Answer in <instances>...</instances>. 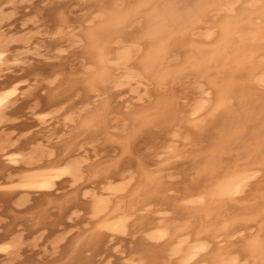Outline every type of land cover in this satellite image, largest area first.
I'll list each match as a JSON object with an SVG mask.
<instances>
[{
  "label": "bare ground",
  "instance_id": "1",
  "mask_svg": "<svg viewBox=\"0 0 264 264\" xmlns=\"http://www.w3.org/2000/svg\"><path fill=\"white\" fill-rule=\"evenodd\" d=\"M51 1L0 0V264H264V0Z\"/></svg>",
  "mask_w": 264,
  "mask_h": 264
},
{
  "label": "rangeland",
  "instance_id": "2",
  "mask_svg": "<svg viewBox=\"0 0 264 264\" xmlns=\"http://www.w3.org/2000/svg\"><path fill=\"white\" fill-rule=\"evenodd\" d=\"M49 1H51V0H48V2H47V0H22V1H19V0H17V2L15 3V5L17 6V13H16V16L17 17H20V21H21V18H24V17H26V16H28V15H30V14H37V12L36 11H38V14L37 15H39V14H41V13H43L42 11L44 10V9H42V8H47L49 5H47V3H49V4H52V2L53 1H51V3L49 2ZM72 1L73 0H69L68 2H69V4L71 3V6H69V12L71 13V15L72 16H77V15H81L82 14V11H81V9L80 8H78L77 7V4L75 3V1H73V4H72ZM47 2V3H46ZM45 4V6L44 7H42L43 5ZM6 5V7L7 8H10L11 6L8 4V3H6L5 4ZM47 5V6H46ZM41 7V8H40ZM70 7H72V8H70ZM75 7V8H74ZM77 7V8H76ZM34 9H35V11H34ZM38 9V10H37ZM42 9V10H41ZM77 11V12H75V10ZM77 9H80L79 11L77 10ZM71 10H72V12H71ZM40 11V12H39ZM81 11V12H80ZM23 12H26L27 14L26 15H24L23 14ZM36 12V13H35ZM80 12V13H79ZM78 13V14H77ZM39 16H41V15H39ZM19 20V19H18ZM16 21L15 22V24H17V22H20V21ZM40 22H42V20H40ZM15 24H13L14 26H15ZM18 25V24H17ZM40 26H41V28L42 29H45V28H43L44 27V25H42V24H40ZM16 29V28H15ZM63 42V43H62ZM61 43H59V44H65V42L64 41H62ZM49 45H48V44ZM51 44V41H49V38L48 37H46V41H45V45H46V47L43 49V52H45V54H47V55H51V54H53L52 52L53 51H51V49H53V48H50V47H54L52 44ZM48 45V46H47ZM47 61H52V59L51 58H49ZM35 62V61H34ZM53 62V61H52ZM35 63H38L37 61L35 62ZM50 122H48V127L49 128H51L52 126H55L56 127V129H57V127L60 125V123H58L57 125H56V122H55V119H53V120H49ZM34 129V128H33ZM20 171L19 170H15L14 171V173H19ZM17 178H19V177H17ZM14 179H16V178H14ZM59 186V187H58ZM57 186V188H58V191L60 190H62V189H64V187H62V186H60V185H58ZM60 188H62V189H60ZM3 208V207H2ZM3 215V214H2ZM3 216H6L5 214L3 215ZM8 217V215L6 216V221L8 222V219H9V217ZM6 221H5V223H6ZM2 223H4V222H1V224H0V227H1V229H0V231H2L3 230V226H2ZM122 239H115V240H112L113 242H112V245H113V243H114V246H113V249H112V252L111 253H109V254H107V257L106 256H104L103 257V259H105L103 262H101V264H118V261L119 260H123V258L122 259H119L118 260V255H122V256H124L125 255V252H124V250H125V248L126 247H124V246H126V241L124 242V240L123 241H121ZM119 241V242H118ZM121 242V243H120ZM42 243V242H41ZM221 243H223V244H225L226 243V240L224 241H221ZM45 244H49V242L47 243V241L45 242ZM121 246V247H120ZM123 246V247H122ZM118 249V250H115V249ZM122 248H124V249H122ZM120 250H122V253H119V251ZM114 251V252H113ZM25 254H23L22 253V258L23 259H25V261L22 259V261H23V263L22 264H24V262H26L28 259L27 258H29L30 260H35V261H33V262H35V264L37 263V262H39V261H42L44 258L43 257H45V256H47V254H49L48 252H47V250L44 252V250H38V251H34L33 253H32V255L31 256H29V253L31 254V251H26V252H24ZM28 253V254H27ZM36 253H37V255H36ZM117 253V254H116ZM27 255L28 257L27 258H25V256ZM112 255V256H111ZM110 256V257H109ZM117 256V257H116ZM32 257H34V258H32ZM46 258V257H45ZM0 259L2 260V257H0ZM20 259V260H21ZM27 259V260H26ZM108 259H109V261H108ZM108 261V262H107ZM112 262V263H111ZM122 262H124V260L122 261ZM122 262H120L119 261V263H122ZM17 263H18V261H17ZM21 264V263H20ZM34 264V263H33Z\"/></svg>",
  "mask_w": 264,
  "mask_h": 264
},
{
  "label": "snow or ice",
  "instance_id": "3",
  "mask_svg": "<svg viewBox=\"0 0 264 264\" xmlns=\"http://www.w3.org/2000/svg\"><path fill=\"white\" fill-rule=\"evenodd\" d=\"M41 187L43 188V187H44V185H41Z\"/></svg>",
  "mask_w": 264,
  "mask_h": 264
}]
</instances>
